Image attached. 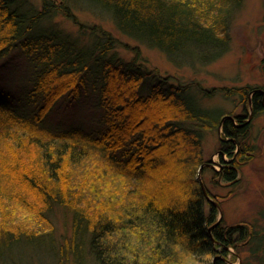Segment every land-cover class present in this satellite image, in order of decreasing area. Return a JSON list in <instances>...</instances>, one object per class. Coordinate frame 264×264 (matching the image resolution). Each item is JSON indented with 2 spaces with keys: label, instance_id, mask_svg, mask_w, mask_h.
I'll return each instance as SVG.
<instances>
[{
  "label": "trees",
  "instance_id": "16d2710c",
  "mask_svg": "<svg viewBox=\"0 0 264 264\" xmlns=\"http://www.w3.org/2000/svg\"><path fill=\"white\" fill-rule=\"evenodd\" d=\"M84 1L173 64L181 56L200 64L222 56L242 2ZM73 10L71 0H0V60L16 51L30 66L17 92L29 110L12 109L0 96V264L23 253L38 259L44 247L56 264H191L202 255L218 256L214 264H264V226H225L222 218L215 224L218 209L195 177L202 164L209 169L200 151L204 136L221 129L228 162L213 172L236 183L252 158L250 124L220 123L227 114L203 106L189 83L148 68L138 48L129 60L115 57L119 40L99 24L79 22ZM57 16L92 38L81 43L54 22ZM250 88L219 90H236L246 101ZM91 96L97 116L89 132L45 121L58 101ZM261 99L252 95L256 115L264 113ZM56 210L65 223L69 217L70 230L55 239ZM246 247L251 257L243 262Z\"/></svg>",
  "mask_w": 264,
  "mask_h": 264
},
{
  "label": "rangeland",
  "instance_id": "374dc122",
  "mask_svg": "<svg viewBox=\"0 0 264 264\" xmlns=\"http://www.w3.org/2000/svg\"><path fill=\"white\" fill-rule=\"evenodd\" d=\"M71 3L73 13L79 22L87 25L99 24L119 40L120 45L114 50L115 57L129 60L134 56V48H138L139 56L148 68L158 71L161 75L176 78L182 83H189L191 92L197 95L203 106L221 110L230 116L234 125L239 126L242 118L245 123L250 124L247 141L254 146L252 158L241 166L236 183L227 184L219 177L216 178L213 172L220 169L222 160L228 162V156H223L219 149V141L224 139L221 129L218 132L211 130L204 136L200 151L203 159L210 160L208 163L205 161L210 166L207 165L209 167L207 170L202 169L200 177L198 172L195 177L198 184L200 178L203 187L209 189L214 195L211 198L219 203L217 219L221 212L223 225L259 221V225L264 226L262 215L264 212V113L256 115L253 107L248 104V100L242 101L239 94H234L236 90L229 93L219 90L225 87L264 89V0H242L230 20V40L226 52L208 64H200L195 59H188V56H181L177 64H173L160 50L148 47L120 33L105 9L84 0H71ZM54 22L70 35L79 38L81 43L92 38L89 33L82 36L71 20L57 16ZM3 61L4 59L0 60L2 103L12 109L29 110L28 103L17 92L28 76L30 66L23 59L22 54L16 51L10 52ZM203 89L204 91L212 89V91L209 90L205 97L201 93ZM94 101V96L81 97L69 104L62 100L58 101L44 119L52 128L76 130L73 127H79L89 132L87 129L91 128L94 117L97 116L92 108ZM250 114L251 120L248 121ZM207 208L208 205L206 210ZM56 211L50 215L53 227L50 232L55 239L70 230L69 217H66L65 223L63 212ZM47 227L50 229V226ZM231 250L235 251L233 248ZM40 251L44 253L40 254L41 256L38 255L40 256L38 259L32 258V253L30 255L23 253L18 254L9 263L15 264L21 260L20 264H56L57 257L53 258V250L50 247H44ZM249 256L251 257L246 247L241 252L242 261H248ZM212 260L210 255H202L191 264H212ZM237 263L236 260L234 264Z\"/></svg>",
  "mask_w": 264,
  "mask_h": 264
},
{
  "label": "water",
  "instance_id": "95a60500",
  "mask_svg": "<svg viewBox=\"0 0 264 264\" xmlns=\"http://www.w3.org/2000/svg\"><path fill=\"white\" fill-rule=\"evenodd\" d=\"M258 91H259V90H253L252 93H255V92H258ZM248 104L251 105V98H249V100H248ZM227 117L230 118L229 115H228V116L226 115V116L222 117L220 123H222V121H223L224 119H226ZM231 118H232V117H231ZM209 165H210V164H209ZM202 168H203V164H202V165L199 167V169H198V175H199V177H200V174H201V172H202ZM199 182H200L201 188H202V190H203V192H204V195H205L206 199H207L209 202L213 203V204L218 208V210H219V203L216 202L215 200H213V199L207 194V192L205 191V188L203 187V185H202V183H201L200 178H199ZM219 213H220V216H219V218L217 219V221L215 222V224H217V223L220 221V219L222 218L221 212H219ZM210 229H211V227L209 228V230H210ZM216 258H218V256L213 257L212 264H214Z\"/></svg>",
  "mask_w": 264,
  "mask_h": 264
},
{
  "label": "flooded vegetation",
  "instance_id": "af4514ba",
  "mask_svg": "<svg viewBox=\"0 0 264 264\" xmlns=\"http://www.w3.org/2000/svg\"><path fill=\"white\" fill-rule=\"evenodd\" d=\"M253 90H259L258 92H259L260 94H262L261 102H262V104H263V106H264V89H262V90H261V89H258V88L251 89L250 92L248 93V99H247V100H249V98H251L252 95L254 94V93H252ZM251 99H252V98H251ZM251 106H252V100H251ZM242 116H244V115H242ZM235 117H236V116H235ZM236 120H237V119H236ZM247 120H248V121L251 120V114L248 116ZM248 121H247V122H248ZM221 167H223V166H221ZM221 167H220V169H221Z\"/></svg>",
  "mask_w": 264,
  "mask_h": 264
},
{
  "label": "bare ground",
  "instance_id": "6f19581e",
  "mask_svg": "<svg viewBox=\"0 0 264 264\" xmlns=\"http://www.w3.org/2000/svg\"><path fill=\"white\" fill-rule=\"evenodd\" d=\"M207 164V163H206ZM207 165H209V164H207ZM210 166V165H209Z\"/></svg>",
  "mask_w": 264,
  "mask_h": 264
}]
</instances>
